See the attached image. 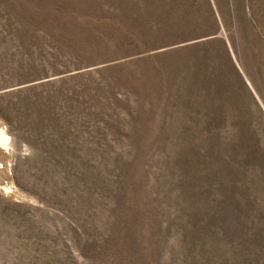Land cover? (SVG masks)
I'll return each instance as SVG.
<instances>
[{"label": "rangeland", "instance_id": "1", "mask_svg": "<svg viewBox=\"0 0 264 264\" xmlns=\"http://www.w3.org/2000/svg\"><path fill=\"white\" fill-rule=\"evenodd\" d=\"M5 125L0 264H264V0H0Z\"/></svg>", "mask_w": 264, "mask_h": 264}, {"label": "clouds", "instance_id": "2", "mask_svg": "<svg viewBox=\"0 0 264 264\" xmlns=\"http://www.w3.org/2000/svg\"><path fill=\"white\" fill-rule=\"evenodd\" d=\"M14 138L7 135L6 132V125L3 127H0V150H6L11 151L14 148ZM22 147V154L23 155H29L30 154V148L28 145L24 144Z\"/></svg>", "mask_w": 264, "mask_h": 264}]
</instances>
